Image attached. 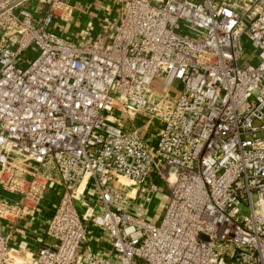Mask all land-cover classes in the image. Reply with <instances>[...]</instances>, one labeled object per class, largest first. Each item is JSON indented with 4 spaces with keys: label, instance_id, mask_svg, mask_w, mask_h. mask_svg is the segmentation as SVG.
I'll use <instances>...</instances> for the list:
<instances>
[{
    "label": "built area",
    "instance_id": "2783aa9c",
    "mask_svg": "<svg viewBox=\"0 0 264 264\" xmlns=\"http://www.w3.org/2000/svg\"><path fill=\"white\" fill-rule=\"evenodd\" d=\"M33 1L0 0V264H264V0H122L93 39Z\"/></svg>",
    "mask_w": 264,
    "mask_h": 264
},
{
    "label": "crops",
    "instance_id": "0c3cea01",
    "mask_svg": "<svg viewBox=\"0 0 264 264\" xmlns=\"http://www.w3.org/2000/svg\"><path fill=\"white\" fill-rule=\"evenodd\" d=\"M73 8V14L67 21H57L54 29L60 34L77 39L86 35L90 39L96 38L101 33V26L105 21H117L125 2L122 0H65ZM48 0H35L28 4L34 8L37 4L45 9ZM11 194L0 189V199L8 198ZM54 207L43 204L37 214L26 221H19L14 232L12 246L23 248L27 252H36L46 240L45 228ZM3 229L7 230L3 226ZM88 241L83 249L94 252L101 249L99 232L90 228Z\"/></svg>",
    "mask_w": 264,
    "mask_h": 264
},
{
    "label": "rangeland",
    "instance_id": "374dc122",
    "mask_svg": "<svg viewBox=\"0 0 264 264\" xmlns=\"http://www.w3.org/2000/svg\"><path fill=\"white\" fill-rule=\"evenodd\" d=\"M250 45V44H248ZM253 49L252 47H250L249 50ZM162 189V188H161ZM159 202V201H158ZM158 202L155 203L153 210L150 212L149 216H148V220L152 221L154 223H158V219H160L162 217L163 211L167 206V198H164L161 203H160V209L157 213H156V208L158 205Z\"/></svg>",
    "mask_w": 264,
    "mask_h": 264
}]
</instances>
